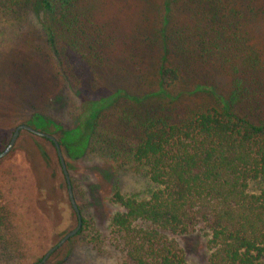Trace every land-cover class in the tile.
Returning <instances> with one entry per match:
<instances>
[{"label":"rangeland","instance_id":"374dc122","mask_svg":"<svg viewBox=\"0 0 264 264\" xmlns=\"http://www.w3.org/2000/svg\"><path fill=\"white\" fill-rule=\"evenodd\" d=\"M163 1L79 0L77 11L90 46H80L78 40L85 39V33L77 21L69 32L55 28L56 35L68 36L62 34L52 49L35 5L21 2L9 13L7 1L0 0V151L19 124L36 126L59 139L79 123L82 96L122 92L115 104L100 113L83 154L61 152L68 162L81 231L43 264H118L120 253L109 246L107 235L110 218L120 208L109 201L110 196L119 190L142 199L152 185L141 169L115 157L113 146L125 148L136 142L139 115L162 104L176 107L168 103L171 98L160 75ZM252 7V11L251 4L240 8L245 15L242 33L248 38L244 48L249 57L258 60L254 74L260 90L243 97L236 109L258 122L264 121V0H255ZM186 9L185 3L182 11ZM181 12L179 23L175 16L168 23L171 55L166 57L180 65L181 79L166 89L172 96L183 93L175 108L179 115L194 105H216L208 93H192L194 85H214L223 96L233 89L231 68L224 71L217 63H192L200 62L199 56L189 59L195 52L191 53L194 43L188 27L194 29L195 21ZM183 26L186 31H181ZM71 37L77 46L69 45ZM237 56L230 67L236 63L244 77L248 68L243 57ZM131 114L134 118L129 121ZM68 143L75 149L74 134ZM0 202L7 210L5 237L10 235L11 242L10 249L0 243V264H34L77 224L53 147L26 130L19 132L12 149L0 158ZM206 239L199 231L178 238L187 264H207Z\"/></svg>","mask_w":264,"mask_h":264},{"label":"trees","instance_id":"16d2710c","mask_svg":"<svg viewBox=\"0 0 264 264\" xmlns=\"http://www.w3.org/2000/svg\"><path fill=\"white\" fill-rule=\"evenodd\" d=\"M6 1L9 13L21 2L37 7L52 49L62 34L68 36L64 32L56 35L55 28L58 31L60 26L69 32L77 21L85 33V39L78 40L80 46L90 44L82 15L77 11L79 0H34V4L33 0ZM185 3L187 9L182 11ZM254 3L255 0L163 1L164 55L160 75L164 91L171 98L168 103L180 106L183 94L172 96L166 90L181 79L180 65L166 58L171 55L168 23L172 16L179 20L181 11L189 13L190 22L195 21L194 29L185 25L194 43L191 53L195 55L189 59L199 56L200 62L192 63H217L224 71L231 68L233 89L223 96L214 85H194L192 93L206 92L216 105H194L179 115L176 107L162 104L139 115L136 142L125 148L113 146L115 157L141 169L152 185L142 199L119 190L110 196L109 201L120 208L110 218L107 235L109 246L120 253L118 264H187L178 238L193 231L207 236V264H264V121L256 122L252 115L236 109L243 97L260 90L254 74L258 60L249 57L248 48H244L248 38L242 33L245 15L240 10L251 4L252 11ZM177 22L174 24L179 25ZM185 26L180 27L181 31L187 30ZM78 41L71 37L69 45L77 46ZM236 54L243 57L244 67L248 68L244 77L236 63L230 67ZM121 93L118 90L87 99L82 96L77 127L56 139L63 154L75 150L83 154L100 113L115 104ZM133 118L132 114L128 116L129 121ZM73 134L78 140L75 149L68 143ZM37 137L51 144L62 172L54 143ZM64 161L68 170V162ZM7 225V210L0 202V243L5 242L10 249V235L5 237ZM80 231L81 228L77 234Z\"/></svg>","mask_w":264,"mask_h":264},{"label":"water","instance_id":"95a60500","mask_svg":"<svg viewBox=\"0 0 264 264\" xmlns=\"http://www.w3.org/2000/svg\"><path fill=\"white\" fill-rule=\"evenodd\" d=\"M21 130L29 131L31 133H34L37 136H40V137H45V138L51 140L54 143L55 148H56V152H57V155H58V158H59V162H60V165H61V169H62V172L64 174L65 181H66L68 199H69V202L71 204V207L74 210V212L76 214V218H77V224H76V226L72 230H70L67 233H65L63 235V237L56 244H54L53 246H51L44 253V255L41 257V259L36 263V264H43L44 262H46V260L49 258V256L58 247L62 246L69 238H71L72 236H75L77 234V232L81 228L82 219H81V215L79 213L78 207H77V205L75 203V200L73 198L72 189H71V185H70V181H69V176H68V172H67V169H66V165H65V162H64V159H63L61 150H60V146H59L56 138L53 135L48 134V133H45L43 131H39V130L33 128L32 126H30L28 124H19L14 129V131L12 133V136H11L8 144L6 145V147L2 151H0V158L4 157L5 155H7V153H9V151L12 149V147H13V145L15 143V140H16V138H17V136H18V134H19V132Z\"/></svg>","mask_w":264,"mask_h":264}]
</instances>
